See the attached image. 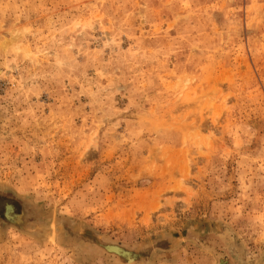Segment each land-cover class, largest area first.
<instances>
[{"label": "rangeland", "instance_id": "rangeland-1", "mask_svg": "<svg viewBox=\"0 0 264 264\" xmlns=\"http://www.w3.org/2000/svg\"><path fill=\"white\" fill-rule=\"evenodd\" d=\"M86 228L264 264V0H0V264H126Z\"/></svg>", "mask_w": 264, "mask_h": 264}, {"label": "water", "instance_id": "water-1", "mask_svg": "<svg viewBox=\"0 0 264 264\" xmlns=\"http://www.w3.org/2000/svg\"><path fill=\"white\" fill-rule=\"evenodd\" d=\"M9 207L11 209L8 210ZM3 215L12 225L17 226L20 229L27 231L28 233L34 232L30 227L32 223V214L30 213V211H28V209H25V207L17 212L15 206L12 203H6ZM81 233L87 241L95 243V245H97V247L102 251L117 256L122 262L126 264H130L141 257L139 253L126 248L123 245L115 242L101 241L98 236L88 228L83 229ZM221 260L224 262L223 259Z\"/></svg>", "mask_w": 264, "mask_h": 264}]
</instances>
